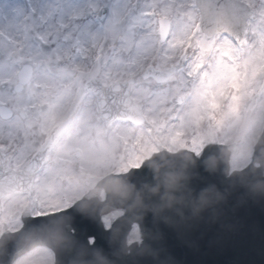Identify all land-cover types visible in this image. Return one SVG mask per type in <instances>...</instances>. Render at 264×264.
<instances>
[{
    "label": "snow or ice",
    "instance_id": "1",
    "mask_svg": "<svg viewBox=\"0 0 264 264\" xmlns=\"http://www.w3.org/2000/svg\"><path fill=\"white\" fill-rule=\"evenodd\" d=\"M256 176L264 0H0V264H175Z\"/></svg>",
    "mask_w": 264,
    "mask_h": 264
},
{
    "label": "water",
    "instance_id": "2",
    "mask_svg": "<svg viewBox=\"0 0 264 264\" xmlns=\"http://www.w3.org/2000/svg\"><path fill=\"white\" fill-rule=\"evenodd\" d=\"M262 182L264 179L256 176L249 184L234 188L233 204L241 198L246 204L220 207L219 212L201 207L198 217L193 215L190 203L191 188L171 189V200L180 209L175 215L185 220L184 231L166 224L162 238H149V243L161 245L165 258L175 264H264V202L259 192ZM251 184L257 190L250 195ZM205 195L215 198L212 193Z\"/></svg>",
    "mask_w": 264,
    "mask_h": 264
}]
</instances>
